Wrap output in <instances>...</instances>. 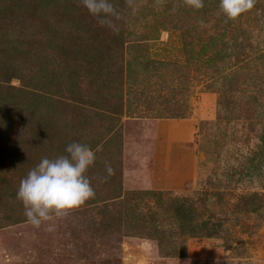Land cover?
Here are the masks:
<instances>
[{
	"label": "rangeland",
	"instance_id": "374dc122",
	"mask_svg": "<svg viewBox=\"0 0 264 264\" xmlns=\"http://www.w3.org/2000/svg\"><path fill=\"white\" fill-rule=\"evenodd\" d=\"M110 2L106 29L132 34L133 48L116 62L124 109L111 115L110 136L100 130L82 141L114 161L102 166L111 177L94 183L98 204L87 201L39 228L20 200L4 204L5 183L0 264H264V159H254L264 135V0L234 20L213 13L220 0H204L202 9L186 0ZM144 59L165 65L130 92L127 65ZM10 86L24 87L19 79ZM252 159L257 169L249 173ZM252 195L261 198L258 212L240 203ZM171 209L195 210L215 236L182 235Z\"/></svg>",
	"mask_w": 264,
	"mask_h": 264
},
{
	"label": "trees",
	"instance_id": "16d2710c",
	"mask_svg": "<svg viewBox=\"0 0 264 264\" xmlns=\"http://www.w3.org/2000/svg\"><path fill=\"white\" fill-rule=\"evenodd\" d=\"M56 1L0 0V209L5 183L8 198L4 204L19 201L13 180L7 178L15 175L13 171L23 180L43 158L67 155L68 145L85 144L82 139L89 134L102 130L110 136L114 130L111 115L124 109L125 77L116 79V62H123L124 53L133 48L128 38L132 34L124 26L114 29L113 34L99 18L88 17L81 4H54ZM217 5L211 4L213 13L220 11ZM163 65L147 59L129 63L126 80L133 83L130 92L132 87L137 90L134 85L142 88L152 71ZM13 79L22 80L23 89L10 86ZM261 142L255 162L264 159V135ZM110 145L114 146V137L106 147ZM254 159L249 173L257 169ZM113 164L109 156L96 154L95 164L86 173L93 188L98 177H111L102 166ZM11 169L12 173L8 172ZM94 190L95 197L88 200L91 205L98 204L100 197ZM144 196L158 197L155 193ZM260 200L252 195L240 203L246 201L247 208L258 212ZM169 212L182 235L194 236L205 229L209 236H215L216 226L209 228L206 222L198 221L195 210ZM152 229L159 233L156 226Z\"/></svg>",
	"mask_w": 264,
	"mask_h": 264
},
{
	"label": "clouds",
	"instance_id": "9594fccd",
	"mask_svg": "<svg viewBox=\"0 0 264 264\" xmlns=\"http://www.w3.org/2000/svg\"><path fill=\"white\" fill-rule=\"evenodd\" d=\"M81 2L102 24L107 17L115 15L110 0ZM186 3L194 9L204 7V0H186ZM219 6L228 19L234 20L251 10L254 0H220ZM66 153L53 159L43 158L20 182L17 198L24 205L28 221L37 228L54 216H64L84 205L96 195L86 175L95 164V150L85 144L72 143L67 146Z\"/></svg>",
	"mask_w": 264,
	"mask_h": 264
}]
</instances>
